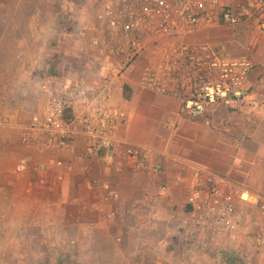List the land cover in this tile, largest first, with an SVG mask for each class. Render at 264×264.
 Returning a JSON list of instances; mask_svg holds the SVG:
<instances>
[{"label": "crops", "instance_id": "1", "mask_svg": "<svg viewBox=\"0 0 264 264\" xmlns=\"http://www.w3.org/2000/svg\"><path fill=\"white\" fill-rule=\"evenodd\" d=\"M24 2L46 8L54 4V0H0V216L12 210L20 216L23 206L30 210L23 215L30 214V221L21 231L51 233L50 246L68 252L62 263L212 264L207 253L224 256V240L207 242L194 233L190 207L183 200L172 202L157 194L186 161L264 195V33L258 22L220 26L189 38L193 44H210L222 58L254 63L248 86L257 103L243 116L254 117L260 125L249 136L228 140L207 120L181 116L177 99L139 85L142 61L127 73L131 97L127 100L119 91L115 97L128 113L120 137L168 155L166 173L153 176L134 171L123 155L110 168L87 157L83 136L63 149H40L22 142V128L44 103L41 82L60 86L87 82L94 75L88 70L86 77L72 66L76 74L65 70L62 77L45 80L48 67L38 56L53 50V14L42 23L35 14L20 16ZM40 74L44 76L38 78ZM22 158L45 169L19 173L16 167ZM108 187L116 189L120 198H109ZM237 249L231 264H246L244 251Z\"/></svg>", "mask_w": 264, "mask_h": 264}, {"label": "built area", "instance_id": "2", "mask_svg": "<svg viewBox=\"0 0 264 264\" xmlns=\"http://www.w3.org/2000/svg\"><path fill=\"white\" fill-rule=\"evenodd\" d=\"M91 6L79 29L101 58L94 65L75 68L86 77L88 70H94V75L87 82L60 86L41 82L44 103L22 128L25 145L63 149L83 136L86 156L107 168L123 155L138 173H166V153L120 137L128 113L115 97L118 91L124 93L127 73L139 61L144 64L139 85L177 99L180 115L191 121L207 120L219 106L242 112L256 105V95L248 86L254 63L222 58L210 44H193L189 38L203 30L253 20L264 33V0H91ZM44 169L27 158L16 167L19 173ZM107 196L120 198L109 187ZM157 197L183 200L190 207L196 235L207 242L225 241L221 245L226 247L223 255L228 264L237 247L244 251L246 264H264V195L209 168L182 161L180 172L161 185Z\"/></svg>", "mask_w": 264, "mask_h": 264}, {"label": "rangeland", "instance_id": "3", "mask_svg": "<svg viewBox=\"0 0 264 264\" xmlns=\"http://www.w3.org/2000/svg\"><path fill=\"white\" fill-rule=\"evenodd\" d=\"M20 8L18 15L27 17L35 14L41 23L53 14L54 33H51L53 39L50 40V48L53 50L50 49L49 54L38 56L48 67L44 77L46 81L62 77L65 70H69L72 75L76 74V69H70L72 66L94 65L100 60L101 55L97 49L87 44L88 37L82 36L79 29L80 23L92 12L91 0H54V4L47 8L41 3L31 6L30 3L24 2ZM33 74L35 77L37 70ZM246 111L250 110L241 112L219 106L210 112L207 120L212 127L223 131L226 139L238 140L249 136L257 125H260V121H256L254 117L243 116ZM12 212L14 211H9V215L0 216V264H69L62 263L68 258L67 251L50 246L51 233L37 229L21 231L30 221V214L23 215L30 213V210L21 207L20 216L17 217ZM208 254L212 264H226L222 254Z\"/></svg>", "mask_w": 264, "mask_h": 264}, {"label": "trees", "instance_id": "4", "mask_svg": "<svg viewBox=\"0 0 264 264\" xmlns=\"http://www.w3.org/2000/svg\"><path fill=\"white\" fill-rule=\"evenodd\" d=\"M130 88H129V86H126L125 87V90H124V97L127 99V100H129L130 99ZM221 133L223 134V131H221ZM226 138V137H225Z\"/></svg>", "mask_w": 264, "mask_h": 264}]
</instances>
